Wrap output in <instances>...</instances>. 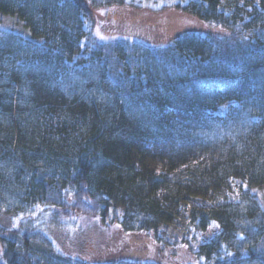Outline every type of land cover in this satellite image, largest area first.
<instances>
[{"label":"trees","instance_id":"1","mask_svg":"<svg viewBox=\"0 0 264 264\" xmlns=\"http://www.w3.org/2000/svg\"><path fill=\"white\" fill-rule=\"evenodd\" d=\"M113 4L174 8L224 32L163 44L113 22L134 37L101 41L91 9ZM0 14L30 31L0 27V210L55 207L68 223L120 212L109 257L74 258L40 229L0 224V264H264V0H0ZM148 140L169 173L132 166L133 151L156 154ZM200 152L206 169L171 176ZM205 177L225 199L164 244L157 224L172 213L156 192L175 203Z\"/></svg>","mask_w":264,"mask_h":264},{"label":"rangeland","instance_id":"2","mask_svg":"<svg viewBox=\"0 0 264 264\" xmlns=\"http://www.w3.org/2000/svg\"><path fill=\"white\" fill-rule=\"evenodd\" d=\"M230 7H237L245 2H256L257 0H223ZM93 16V33L97 39L108 41L117 38L134 37L127 35L128 30H124L122 26L117 25L112 30L109 23L116 20L124 26V24H141L146 26V30L138 32L141 36L149 40H154L155 43L165 44L168 40L179 35L183 31L191 30L204 34L208 32L223 33L224 29L208 24L206 21L187 13H183L174 8H165L159 11H151L147 8H138L130 5L115 4L108 6L93 7L91 9ZM20 22V23H19ZM0 27L16 29L22 25L20 19L13 15L3 16L0 14ZM21 24V25H20ZM153 25V27H150ZM122 29V31H119ZM20 32L30 34L27 27L23 26L17 29ZM125 32V33H124ZM60 81V78L58 79ZM56 96L55 91H52ZM72 92V91H71ZM79 92H73L72 97L78 95ZM43 99V96L38 98V103ZM78 104V103H77ZM85 106V104H84ZM144 147L152 149L156 154H148L133 151L130 162L134 169L147 170L156 174H167L168 162L162 158L157 151H154L153 142L145 141ZM209 156L206 153H196L193 159L189 160L185 165L174 168L171 171V176L175 173L179 174L184 181L188 176L192 177L193 169H187V166L194 165L197 170L206 169L208 162L206 158ZM183 172V173H182ZM207 177V176H206ZM203 178L199 185H190L188 195L180 197L178 202L173 203L170 199L162 194V190L156 192V201L165 209L170 210L171 215L166 219V224H157L159 229L165 228L166 235L163 236V243L172 245L175 239H180L185 235L186 230L190 225V214L193 209L199 208L206 210L221 205L225 199V190L222 185H218V180ZM182 194V193H181ZM228 199H233L232 197ZM55 207L41 206L36 207L33 211L25 214L18 212H4L0 210V224L6 228L19 230H42L44 231L55 245L63 250H67L70 256L81 260L100 259L115 254L111 251L115 245L116 249L119 244L120 237L117 219L120 218V212L117 217L114 213H110L106 223L101 222L92 215H87L81 212H70L68 217L72 220L68 223L66 217L59 214ZM191 226V225H190ZM187 234V233H186ZM69 244V245H68ZM68 245V246H67ZM182 246H180L181 249ZM185 247V246H184ZM62 250V251H63ZM119 250V249H118ZM1 251V246H0ZM122 251V250H120Z\"/></svg>","mask_w":264,"mask_h":264}]
</instances>
